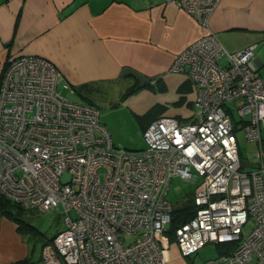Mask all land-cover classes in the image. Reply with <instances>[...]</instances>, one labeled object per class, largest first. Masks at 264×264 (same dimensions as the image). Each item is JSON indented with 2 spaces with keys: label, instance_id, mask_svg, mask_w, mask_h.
I'll use <instances>...</instances> for the list:
<instances>
[{
  "label": "built area",
  "instance_id": "2783aa9c",
  "mask_svg": "<svg viewBox=\"0 0 264 264\" xmlns=\"http://www.w3.org/2000/svg\"><path fill=\"white\" fill-rule=\"evenodd\" d=\"M163 1L203 29L171 65L194 86V113L150 121L141 149L115 145L96 106L71 98L48 59L22 53L7 60L0 192L26 211L64 215V228L41 247L40 264L161 262L169 251L162 241L175 208L166 197L174 175L196 183L195 211L174 229L182 257L232 242L229 253L206 264H264V78L256 45L231 52L221 44L208 24L220 0ZM238 127L258 145L255 161L242 159Z\"/></svg>",
  "mask_w": 264,
  "mask_h": 264
},
{
  "label": "crops",
  "instance_id": "0c3cea01",
  "mask_svg": "<svg viewBox=\"0 0 264 264\" xmlns=\"http://www.w3.org/2000/svg\"><path fill=\"white\" fill-rule=\"evenodd\" d=\"M208 24L228 51L255 44L264 78V0H220ZM202 35L195 16L163 0H0V77L11 56L39 55L56 66L74 94L93 103L89 95L106 84L135 80L140 85L132 75H122L124 67L152 77L149 84L178 80L181 72L171 70L173 60ZM185 83L180 87L195 91L191 81ZM17 227L0 219V264L35 263ZM167 248L156 264L170 260L173 251Z\"/></svg>",
  "mask_w": 264,
  "mask_h": 264
},
{
  "label": "rangeland",
  "instance_id": "374dc122",
  "mask_svg": "<svg viewBox=\"0 0 264 264\" xmlns=\"http://www.w3.org/2000/svg\"><path fill=\"white\" fill-rule=\"evenodd\" d=\"M185 79L186 75L181 72L178 80L171 79L167 83L161 81L138 85L135 84V80L130 83L127 80H121L106 84L99 91H93L89 98L93 100V104L99 110L100 120L109 129L114 144L126 149L138 150L145 145L143 137L145 127L155 117L175 116L183 120L193 115L194 108L190 102L195 98V91L191 88L180 87L186 82ZM180 82L181 84H179ZM67 92L68 90L63 91L64 94ZM70 97L78 102H87V99L78 93H70ZM235 134L242 159L246 162L255 161L257 159L255 154L258 149L256 142L245 137L243 127H238ZM262 147H264V140H262ZM67 179V174L62 176L63 181ZM195 186L196 183L174 175L171 178L166 197L173 206H180L192 199ZM0 194L2 193L0 192ZM2 195L4 196V194ZM0 197L2 196L0 195ZM2 199L6 200L4 197ZM1 218L2 216H0ZM23 219L18 234L27 240L30 251L33 252L32 255H29L35 261L33 264H38V255L40 256L43 241L64 228V215L56 210L48 213L24 211ZM8 220L18 226L16 221ZM168 227L169 224H167L166 229ZM162 246L171 247L173 252H171L170 260L160 264H206L208 259L221 252L220 247L211 242L205 244L196 253L182 257L176 248L174 238L168 235H165Z\"/></svg>",
  "mask_w": 264,
  "mask_h": 264
},
{
  "label": "trees",
  "instance_id": "16d2710c",
  "mask_svg": "<svg viewBox=\"0 0 264 264\" xmlns=\"http://www.w3.org/2000/svg\"><path fill=\"white\" fill-rule=\"evenodd\" d=\"M5 66H6V64H5ZM5 66L3 67V69L5 68ZM3 69H2V71H3ZM189 83H190V81L188 80V82L185 84H189ZM89 103L94 105L90 101H89ZM157 117H159V116H157ZM157 117H155V118H157ZM0 195L6 199V200H3L2 197H0V216L8 218V219L13 220V221H16L18 223L17 229L20 232V230H21V224L20 223H22L24 220L23 214H24V211H26V210L23 207H21L20 205L14 203L10 199H8L7 197L3 196L2 194H0ZM194 211H195V205L191 199L186 201L182 205L175 207L172 211L171 220L169 223V227L166 231V234L169 237H174L175 227L178 224H180L181 222H183L184 220H186L187 218H189L190 216H192ZM27 225L30 227L29 224H27ZM51 239H49V240H51ZM49 240H47V241H49ZM217 245L221 248L224 247L223 250H220L221 252L219 254L229 253L234 246V244L232 242L219 243ZM25 262H26V259L19 260L17 262V264H25Z\"/></svg>",
  "mask_w": 264,
  "mask_h": 264
},
{
  "label": "water",
  "instance_id": "95a60500",
  "mask_svg": "<svg viewBox=\"0 0 264 264\" xmlns=\"http://www.w3.org/2000/svg\"><path fill=\"white\" fill-rule=\"evenodd\" d=\"M123 74H130L134 78H136L139 81L140 85H145L146 83H149L152 81V77H148L143 75L142 73L130 68V67H124L122 69V75Z\"/></svg>",
  "mask_w": 264,
  "mask_h": 264
},
{
  "label": "bare ground",
  "instance_id": "6f19581e",
  "mask_svg": "<svg viewBox=\"0 0 264 264\" xmlns=\"http://www.w3.org/2000/svg\"><path fill=\"white\" fill-rule=\"evenodd\" d=\"M72 90H73V88H72Z\"/></svg>",
  "mask_w": 264,
  "mask_h": 264
}]
</instances>
